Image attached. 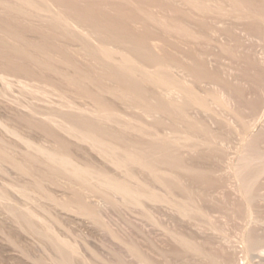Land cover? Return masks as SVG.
<instances>
[{"label": "rangeland", "instance_id": "rangeland-1", "mask_svg": "<svg viewBox=\"0 0 264 264\" xmlns=\"http://www.w3.org/2000/svg\"><path fill=\"white\" fill-rule=\"evenodd\" d=\"M242 1L0 0V191L6 194L3 202L12 209L0 205V264H47L48 253L54 252L57 246L43 235L48 228L49 234L54 232L76 245L79 254L75 262L78 264H146L138 259V253L155 264H237L238 247L218 241L216 234L202 225L207 220L226 232L230 239L262 236L260 250L247 255L246 261L247 264H264V173L251 190L257 219L249 223L247 201L237 192L233 176L215 170L226 155L235 158L240 146V116L244 115V106L249 102L258 109L264 108V0ZM98 45L111 48L113 57L123 53L129 55L133 59L131 68L117 63L118 59H109L112 56L106 58L99 54ZM259 52L263 53V60H260ZM154 73L168 84L158 83ZM16 75L33 83L31 88L37 89L38 96L33 89H21ZM1 77H7L12 83L4 84L6 88H3ZM170 86H180V96L168 98L163 95V90ZM258 86L261 91H256ZM248 89L251 91L249 96L246 95ZM42 97L53 102L42 101ZM63 100L69 104L74 102L71 104L74 107L93 106L94 110L103 113L107 110L106 114L111 113L113 120L105 121L92 113L66 109L64 105L59 108ZM80 100L86 103L81 104ZM52 105L57 107L54 109ZM110 106L112 108H108ZM31 108H37L33 109L37 114L31 112ZM74 112L76 116L73 117ZM43 113L60 114V118L65 116L73 123L76 121L78 128L97 130L98 138L105 136L104 142L121 144L124 149L126 146L125 151H132L141 158L143 155L145 163L155 162L151 171L142 164L144 162L134 161L136 167L123 158L129 163L128 171L143 177L141 179L149 183L152 190L162 194L171 192L168 198L176 203L183 202L189 208L198 207L202 212L196 210L195 216L194 212L190 217L182 216L165 201L143 200L144 204L140 206L121 203L120 195L97 192L95 187L55 167L53 171L45 168L39 158L24 153L25 143L4 129V124L9 129H17L24 138L34 140L32 142L38 141L37 144L50 149L68 148L82 163L105 169L118 178L125 175L124 167L119 169L111 161H105V157L87 143L69 139L50 124ZM121 116L129 117L124 121L147 125V131L151 128L148 135H143L142 130L140 134L138 130L117 124L116 119H123ZM77 121L85 127H80ZM262 124L261 140L259 138L257 142L264 150L261 145L262 141L264 144V120ZM153 130H164L166 136L162 133L158 137ZM174 135L184 138L177 142ZM123 151L112 158L116 161V156ZM16 159H23L22 162L30 166L27 173L21 175L23 172L17 170ZM155 175L168 176L170 180L155 179ZM19 186H24L33 200L23 198L16 190ZM45 189L50 193L49 198L43 196ZM75 189L84 198L87 195L85 203L93 213L91 216L61 207L62 198L71 197L76 193ZM29 209L35 216L28 213ZM13 215L20 220L19 225L14 222ZM169 231L184 235L194 245L178 242ZM192 246L197 249H191Z\"/></svg>", "mask_w": 264, "mask_h": 264}, {"label": "bare ground", "instance_id": "bare-ground-1", "mask_svg": "<svg viewBox=\"0 0 264 264\" xmlns=\"http://www.w3.org/2000/svg\"><path fill=\"white\" fill-rule=\"evenodd\" d=\"M242 1V0H241ZM243 2V1H242ZM32 3V2H31ZM248 3V2H247ZM249 4V3H248ZM31 5V4H30ZM50 5V4H49ZM251 5V4H250ZM263 5V4H262ZM245 7V6H244ZM249 7V6H248ZM54 8V7H53ZM53 11V10H52ZM55 11H57V10H55ZM253 11V10H252ZM51 12V11H50ZM59 12V11H58ZM248 12V11H247ZM246 12V13H247ZM261 12V11H260ZM57 14H59V13H57ZM251 14V13H250ZM262 15H264V14H262ZM56 16V15H55ZM62 17H63V15H61ZM254 16V15H253ZM58 17V16H57ZM65 19V17L64 18H62V21ZM246 19V18H245ZM249 19V18H248ZM261 19V18H260ZM263 19V18H262ZM264 20V19H263ZM70 21H71V19H70ZM65 22H66V24H67V20H65ZM64 23V22H63ZM70 25H73V26H75V24H72V23H70V22H68ZM78 23V22H77ZM76 23V25H78ZM66 24H64V25H66ZM81 24V23H80ZM72 26V27H73ZM81 26V25H80ZM262 26V25H261ZM71 27V26H70ZM76 27V26H75ZM78 27H79V25H78ZM80 29L82 28V27H79ZM75 29V28H74ZM83 29V28H82ZM245 29V28H244ZM80 31V30H79ZM78 31V32H79ZM81 31H83V30H81ZM87 31V30H86ZM263 31H264V29H263ZM249 32V31H248ZM79 33H81V34H83L84 32H79ZM89 33H87V35H88ZM250 34V33H249ZM89 35H91V34H89ZM248 35V34H247ZM261 36V35H260ZM252 37V36H251ZM249 39V38H248ZM247 42V41H246ZM106 45V44H105ZM251 45V44H250ZM109 46V45H108ZM111 47V46H110ZM122 48V47H121ZM98 50H99V54H101L102 56L104 55V56H106V58L107 57H109V56H112V49L111 48H109V47H106V46H104V45H98ZM117 52V51H116ZM116 54V53H115ZM255 54V53H254ZM117 55V54H116ZM259 57L261 58L260 60H263L262 58H263V53L262 52H259ZM113 57V56H112ZM109 59H113V60H115V59H118L116 62L117 63H121V64H123V65H127V66H129L130 67V63L132 62V64H133V59L132 58H130V56L129 55H127V54H121L120 55V57H113V58H109ZM42 64H44V63H42ZM156 64V63H155ZM157 64H160V61H159V63H157ZM163 64V63H162ZM155 66H157V65H155ZM164 66V65H163ZM131 68V67H130ZM153 68V67H152ZM151 68V69H152ZM160 68V67H159ZM151 69H149V71L151 70ZM154 72H155V70H154ZM146 73V72H145ZM133 74V73H132ZM149 74V73H148ZM155 74V79L157 80V82L158 83H160V84H162V85H167L168 83H167V81H165L164 79H162L161 77H159L158 76V73H154ZM8 75V74H7ZM133 76H136L135 74H133ZM157 76V77H156ZM16 77V79H17V82H19V83H21L22 84V86H21V89L23 88V90H24V88H30V89H33V88H31V85L33 84V83H31L30 84V81L28 80V79H20V77H17V75L15 76ZM24 77H26V76H24ZM27 78V77H26ZM31 79V78H30ZM259 79V78H258ZM14 80V79H13ZM32 81V80H31ZM129 81H130V79H129ZM1 82L3 83V88L5 87L4 86V84L5 85H10L11 83H12V81L10 80V79H8L7 77H1ZM41 82V81H40ZM14 83V82H13ZM34 83H35V81H34ZM48 83V82H47ZM50 83V82H49ZM48 83V84H49ZM45 84V83H44ZM2 85V84H1ZM46 85V84H45ZM11 86H13V85H11ZM20 86V85H19ZM42 86V85H41ZM40 86V87H41ZM51 86H53V85H51ZM50 86V87H51ZM55 86V85H54ZM169 86V85H168ZM2 87V86H1ZM43 87V86H42ZM41 87V88H42ZM56 87V86H55ZM60 87V86H59ZM179 87L180 86H178V88L176 87V86H170V87H167V88H165V90H163V95H165V96H167L168 98L170 97V96H172V97H178V95L181 93L180 92V89H179ZM6 88V87H5ZM46 88V87H45ZM52 88V87H51ZM57 88V87H56ZM40 89V88H39ZM44 89V88H43ZM54 89V88H53ZM164 89V88H163ZM183 89V88H182ZM181 89V90H182ZM3 90V89H2ZM34 91H37V89H33ZM32 90V91H33ZM47 90V89H46ZM48 90H50L49 88H48ZM47 90V91H48ZM57 90V89H56ZM61 90V89H60ZM27 91V90H26ZM72 91V90H71ZM99 91V90H98ZM219 91V90H218ZM256 91H261V87L260 86H258V88H257V90ZM255 91V92H256ZM4 91H2V93H3ZM53 92V91H52ZM60 92V91H59ZM65 92V91H64ZM63 92V93H64ZM49 93V92H48ZM63 93H61V94H63ZM35 94V93H34ZM40 94V93H39ZM54 94V93H53ZM53 94H51V95H53ZM57 95H58V93H56ZM55 94V95H56ZM75 94V93H74ZM251 94V91L248 89V91L246 92V95L247 96H249ZM37 96H38V91H37V94H36ZM41 95V94H40ZM44 95V94H43ZM218 95L219 96H223V93L221 92H218ZM7 96V95H6ZM5 96V97H6ZM35 96V95H34ZM50 96V95H49ZM62 96H64V94L62 95ZM88 96V95H87ZM180 96V95H179ZM213 96V95H212ZM216 96V95H215ZM8 97V96H7ZM39 97H41V96H39ZM39 97H38V99H39ZM3 98V97H2ZM56 98V97H55ZM91 98V97H90ZM180 98V97H179ZM202 98V97H201ZM42 99V101L43 100H48V97H42V98H40V100ZM57 99H58V97H57ZM56 99V100H57ZM66 99V98H65ZM197 99V98H196ZM34 100V99H33ZM39 100V101H40ZM55 100V99H54ZM71 100V99H70ZM73 100V99H72ZM135 100V99H134ZM35 101V100H34ZM37 101V100H36ZM49 102H53V100H48ZM59 101V100H58ZM64 101V100H63ZM63 101H61V106L62 107H59V108H64V107H66V109L68 108V109H74V110H80V113H84V112H86V113H92V114H95L94 116H96V118H100V119H105V121H108V120H113V118H111V117H113V115H111V113L110 114H106L107 113V108L105 109L106 110V113L104 112L103 113V111H99V110H94V107L93 106H84V107H74V106H71V104H73V103H71V104H69V103H65V101L63 102ZM68 101V100H67ZM76 101V100H75ZM197 101V100H196ZM12 102V101H11ZM48 102V103H49ZM57 102V101H56ZM77 102V101H76ZM97 103H99L98 101H96ZM194 102V101H193ZM199 102H201V100L199 101ZM47 103V102H46ZM45 103V104H46ZM58 103V102H57ZM80 103H81V100H80ZM82 103H86V102H82ZM81 103V104H82ZM202 103V102H201ZM36 104V103H35ZM55 104V103H54ZM60 104V103H59ZM77 104V103H76ZM94 104V103H93ZM92 104V105H93ZM96 104V103H95ZM101 104H102V102H101ZM197 104V103H196ZM254 104V103H253ZM32 105V104H31ZM63 105H64V107H63ZM80 104H79V102H78V106H79ZM85 105H87V104H85ZM90 105V104H89ZM98 105H100V104H98ZM98 105H96V106H98ZM103 105V104H102ZM106 105H108V104H106ZM21 106V105H20ZM23 106V105H22ZM35 106V105H34ZM53 106V108H54V105H52ZM95 106V105H94ZM95 106V107H96ZM57 107V106H56ZM55 107V108H56ZM49 108H51V107H49ZM54 108V109H55ZM59 108H57V109H59ZM103 107H101V109H102ZM108 108H112L111 106L110 107H108ZM151 108H152V106H151ZM243 108V107H242ZM23 109H24V107H23ZM32 109V108H31ZM34 109V108H33ZM33 109L31 110V112H33ZM35 109H37V108H35ZM34 109V110H35ZM56 109V110H57ZM117 109V108H116ZM51 110V109H50ZM50 110L48 111V112H50ZM55 110V111H56ZM64 110V109H63ZM62 110V111H63ZM104 110V109H103ZM62 111H61V113H62ZM68 111V110H67ZM111 111V110H110ZM113 111H115V110H113ZM244 112V115L241 117L240 116V120H241V123H240V127L239 128H241L242 130L240 131V133H241V135L239 136V139H238V141H239V144H240V146L237 148V150H236V152H235V158L234 159H231L230 158V156H227L226 155V159L224 160V162L222 161V164L217 168V169H215V170H217V171H222V172H224V173H226L227 175H230V177H232L233 178V181H235V184H236V186H237V192H239V193H241V195H242V197H243V200H244V198L246 199V203H247V208H248V213H246V214H249V216H250V218H251V220L249 221V223H252V222H254V221H256V219H257V215H255V211H254V206L252 205V195H251V190L253 189V186L255 185V183L258 181V179L262 176V174L264 173V150L262 149V147L260 146V143H258L257 142V140L260 138L259 136L261 135V129L263 128L262 127V123H263V120H264V108H260V109H258L257 108V105H256V107H254L252 104H250L249 102L244 106V110H243ZM36 112V111H35ZM35 112H33V113H35ZM51 112H53V111H51ZM70 112V111H69ZM76 112V111H75ZM75 112H74V114H75ZM116 112H117V110H116ZM116 112H114V113H116ZM41 113V112H40ZM55 113H57V112H55ZM59 113V112H58ZM64 113V112H63ZM72 113V112H71ZM71 113H70V115H71ZM77 113V112H76ZM79 113V114H80ZM108 113H109V111H108ZM242 113V112H241ZM240 113V114H241ZM31 114V113H30ZM36 114H37V112H36ZM35 114V115H36ZM44 114V113H43ZM42 114V116H44L45 115V117L44 118H48V122L50 123V124H52L53 126H55V127H58V129L57 130H59V132H62L66 137H68L69 139L71 138H74L76 141H80V142H84V143H87L88 145H89V147L91 148V149H94V150H96L95 152L96 153H98V154H100V155H102V157H105V161H106V159L107 160H109V161H111V163H113L112 165H114L115 164V166H117L119 169H121V167H124L125 169H124V173H125V175H120V178H118V176H116L115 174H109L108 173V171H106L105 169H97L96 167H93L92 165H89L88 163H82L80 160H78L77 158H76V156H74V153L72 152V151H70V149L68 150V148L66 149V148H63L64 150H58V149H53V147H52V149H50V148H47L45 145H42V144H37L38 143V141H37V143H36V141L35 142H32V141H34V140H32V141H30V140H28V139H26V138H24L23 136H21L20 135V133H19V131L16 129H9V128H7L6 126H5V124L3 125L4 126V129H6L7 131H9L10 133H12V134H14L16 137H18L19 138V141L21 140L22 141V144H23V142L25 143V145H26V147L24 148L25 149V151H24V153L26 154V155H29V157L30 156H32V157H34V158H39L40 159V161H41V163L43 164V165H46L45 166V168L47 167V168H51L52 169V171L54 170V167L55 168H57V169H59V170H61V172H63V173H67V174H69V175H71L72 177H74L75 179H77V180H80V181H82V182H84V183H86V184H89L91 187H95L96 189H97V192L98 191H103V192H105V193H107V195H120V197H121V200L123 201V202H121V203H132V204H136V205H143L144 203H143V200H149V201H161V203H162V201H165V202H167V203H169L171 206H173V207H175V210L177 211V213L178 214H180V215H182V216H188V217H190V216H192V213L194 212V211H196V210H198V212L200 211V212H202V210L200 209V208H198L197 207V209H195L194 208V206L192 207V208H189L188 206L186 207L184 204H183V202H180L179 203V201H178V203H176V201H173L172 200V198H168V195L171 193H169L168 191H165V193H158V192H156L154 189L152 190L149 186H148V184H146V182L143 180L144 178L143 177H141V178H143V179H141L140 177H139V174H135L132 170H129L128 171V169L126 168L127 167V165L129 164H127V161H129L130 163L132 162L133 163V165H135L134 164V161H138V163L140 162H144V160H142L143 159V155H142V158L140 157H138V155L136 154V153H134V152H132V151H125V149H127L126 148V146H125V149L122 147V146H120V145H117V144H113V143H111V142H104L102 139L105 137H103L102 139H100V138H98L99 136L97 135V133H96V131L94 130V129H89V128H87V129H85V128H82L81 126H83V125H81L80 126V124L79 123H81V121L80 122H78V124H79V126L81 127V128H78L77 126H76V124H75V119L76 118H74V123L73 122H71V121H69V120H67L66 119V117L64 116V117H62V118H60V114H57V115H52V113H45L44 115ZM73 114V113H72ZM157 114V113H156ZM32 115V114H31ZM62 116H63V114H61ZM66 115V114H65ZM116 115H117V113H116ZM39 116V115H38ZM41 116V115H40ZM74 116H76V114L75 115H73V117ZM83 116V115H82ZM124 116H125V114H124ZM21 117V116H20ZM73 117H71V118H73ZM87 117V116H86ZM114 117H115V114H114ZM122 117V116H121ZM235 117V116H234ZM233 117V118H234ZM237 118H238V116H236ZM70 118V117H69ZM89 118V117H88ZM87 118V119H88ZM92 118H93V116H92ZM95 118V119H96ZM123 118V117H122ZM125 118H129L128 116H126ZM125 118H123V119H121V120H118V119H116V122H117V124L119 123L120 125H122V127H124V128H126V129H129V130H138V133H140V134H142L141 132H144L143 133V135H148L147 133H148V131L151 129L150 127V129L147 131L146 130V126L145 125H141V124H133L132 123V120H131V122H128V120L126 119V121H124L125 120ZM85 119V118H84ZM87 119H85V120H87ZM134 119V118H133ZM235 119V118H234ZM77 120V119H76ZM79 120V119H78ZM94 120V119H93ZM130 120V119H129ZM101 121V120H100ZM104 121V122H105ZM85 122V121H84ZM90 122H91V120H90ZM98 122V121H97ZM231 122V121H230ZM86 123V122H85ZM84 123V124H85ZM87 123H89V122H87ZM96 123V122H95ZM103 123V122H102ZM146 123V122H145ZM261 123V124H260ZM1 124V123H0ZM47 124V123H46ZM90 124V123H89ZM93 124V123H92ZM105 123H103V125H104ZM108 124H109V122H108ZM107 124V125H108ZM115 124V123H114ZM8 125V124H7ZM95 125H98V124H95ZM11 125H9V127H10ZM50 126V125H49ZM90 128H93L92 127V125L90 124ZM101 126V125H100ZM114 126V125H113ZM154 126V125H153ZM1 127V126H0ZM14 127V126H13ZM21 127V126H20ZM83 127H85V126H83ZM86 127H89L88 125L86 126ZM95 127V126H94ZM103 127V126H102ZM101 127V128H102ZM105 127H106V125H105ZM117 127V126H116ZM120 127V126H119ZM262 127V128H261ZM10 128H12V127H10ZM22 128V127H21ZM104 128V127H103ZM109 128H110V126H109ZM153 128V127H152ZM154 128H156V127H154ZM53 129H55V128H53ZM96 129H97V127H96ZM99 129V128H98ZM112 129V128H111ZM123 129V128H122ZM104 130V129H103ZM114 130V129H113ZM116 130V129H115ZM114 130V131H115ZM140 130H142L141 132H139ZM101 131V130H100ZM154 131V135H156V136H158V135H161L162 133H163V135L164 136H166V134H164V130L162 131V132H159V131H155V130H153ZM165 131H166V129H165ZM167 131H170V130H167ZM172 131V130H171ZM5 132V131H4ZM21 132V131H20ZM23 132V131H22ZM58 132V131H57ZM102 132V131H101ZM101 132H99V133H101ZM116 132V131H115ZM130 132V131H129ZM134 132V131H133ZM175 131H173V133H174ZM180 132V131H179ZM103 133V132H102ZM117 133V132H116ZM135 133H137V132H134V134ZM172 133V134H173ZM103 134H105L106 135V133L104 132ZM103 134H102V136H103ZM115 134V133H114ZM139 134V135H140ZM239 134V133H238ZM100 135V134H99ZM112 135H113V133H112ZM116 135V134H115ZM115 135H113V137H116ZM121 135V134H120ZM136 135H138V134H136ZM176 135V134H175ZM172 136L174 139H175V141H179L181 138H184V137H181V136H179L178 137V135L177 136ZM61 136V135H60ZM101 136V137H102ZM171 136V135H170ZM214 137H215V134L213 135ZM212 136V137H213ZM15 137V138H16ZM26 137V136H25ZM62 137H64V136H62ZM108 137V136H107ZM106 137V138H107ZM141 137H143V136H141ZM148 137V136H147ZM154 137V136H153ZM152 137V138H153ZM159 137V136H158ZM172 137H170V138H172ZM188 137V136H187ZM209 137V136H208ZM221 137V136H220ZM14 138V137H13ZM30 138V137H29ZM60 138V137H59ZM65 138V137H64ZM112 138V137H111ZM155 138V137H154ZM157 138V137H156ZM163 138V137H162ZM217 138H219L218 136H217ZM73 139V140H74ZM114 139H116V138H114ZM120 139V138H119ZM159 139H161V138H159ZM164 139H166V138H164ZM202 139V138H201ZM213 139H215V138H213ZM213 139H211V140H213ZM18 140V139H17ZM68 140V139H67ZM74 140V141H75ZM122 140V139H121ZM120 140V141H121ZM154 140V139H153ZM171 140V139H170ZM194 140V139H193ZM192 140V141H193ZM206 140V139H205ZM218 140V139H217ZM220 140V139H219ZM259 140H261V138L259 139ZM5 141V140H4ZM47 141V140H46ZM70 141H72V140H70ZM106 141H108V140H106ZM111 141V140H110ZM117 141H119L118 140V138H117ZM124 141V140H123ZM126 141V140H125ZM124 141V142H125ZM151 141H152V139H151ZM155 141H156V139H155ZM157 141H158V139H157ZM161 141V140H160ZM164 141V140H163ZM167 141H168V139H167ZM216 141V140H215ZM79 142V143H80ZM113 142V141H112ZM116 142V141H115ZM159 142V141H158ZM166 142V141H165ZM176 142V143H177ZM207 142V141H206ZM213 142V141H212ZM41 143V142H40ZM77 143V142H76ZM126 143V142H125ZM161 143H162V141H161ZM167 144H169L168 142H166ZM171 143V142H170ZM180 143V142H179ZM178 143V144H179ZM186 143V142H185ZM203 143H205V142H203ZM46 144V143H45ZM52 144H54V143H52ZM86 144V145H87ZM122 144H124V143H122ZM126 144H128V143H126ZM206 144H208V143H206ZM219 144L220 145H223L221 142H219ZM218 144V145H219ZM57 145V144H56ZM78 145V144H77ZM125 145V144H124ZM172 145V144H171ZM177 145V144H176ZM186 145V144H185ZM193 145V144H192ZM195 145V144H194ZM200 145V144H199ZM202 145V144H201ZM261 145H264L263 144V141H262V144ZM164 146H166V145H164ZM163 146V147H164ZM174 146V145H173ZM183 146V145H182ZM189 146H190V143H189ZM203 146H204V144H203ZM203 146H200L201 148L203 147ZM206 146V145H205ZM204 146V147H205ZM15 147V146H14ZM48 147H50L49 145H48ZM84 147V146H83ZM88 147V148H89ZM139 148H140V146H138ZM151 147V146H150ZM168 147H169V145H168ZM199 147V146H198ZM210 147V146H209ZM211 147H212V145H211ZM218 147V146H217ZM230 147V146H229ZM87 148V149H88ZM89 148V149H90ZM130 148V147H129ZM143 148V147H142ZM180 148H181V146H180ZM180 148H178L177 147V149H180ZM183 148H184V146H183ZM186 148H188V147H186ZM194 148V147H193ZM214 148V147H213ZM228 148V147H227ZM21 149V148H20ZM62 149V148H61ZM85 149V148H84ZM161 149V148H160ZM166 149V148H165ZM168 149V148H167ZM169 149H170V147H169ZM173 149H175V148H173ZM189 149V148H188ZM217 149V148H216ZM219 149V148H218ZM23 150V149H22ZM120 150L121 151H123L122 153H120L118 156H116V161L112 158L114 155H117L118 154V152H120ZM135 150V149H134ZM137 150V149H136ZM135 150V151H136ZM141 150V149H140ZM162 150H164V149H162ZM192 150V149H191ZM215 150V149H214ZM213 150V151H214ZM221 150V149H220ZM223 150H225L224 148H223ZM9 151V150H8ZM74 151H76V150H74ZM82 151V150H81ZM85 151L86 150H84V154H85ZM89 151V150H88ZM87 151V152H88ZM93 151V150H92ZM154 151V150H153ZM157 151V150H156ZM184 151H186V150H184ZM216 151V150H215ZM226 151V150H225ZM77 152V151H76ZM91 152V151H90ZM140 152V151H139ZM151 152V151H150ZM11 153V152H10ZM21 153V151H19V154ZM93 153H94V151H93ZM96 153H95V156H96ZM144 153H145V151H144ZM160 153V152H159ZM173 153V152H172ZM174 153H175V151H174ZM216 153V152H215ZM226 153V152H225ZM14 154V153H13ZM88 154V153H87ZM90 154V153H89ZM150 154V153H149ZM158 153H156V155H157ZM164 154V153H163ZM232 154H233V152H232ZM11 155V154H10ZM83 155V154H82ZM166 155V154H165ZM165 155H163L162 157L164 158V156ZM169 155V154H168ZM234 155V154H233ZM12 156H14V157H16L15 155H12ZM18 156V155H17ZM19 156H22V154L21 155H19ZM86 156V155H85ZM92 156V155H91ZM95 156H93V157H95ZM145 156H148L147 154L145 155ZM84 157V156H83ZM101 157V158H102ZM115 157V156H114ZM127 158V161H125L123 158ZM158 157V156H157ZM162 157H160L161 159H162ZM234 157V156H233ZM82 158V157H81ZM147 158H150V157H147ZM19 159H21V157H19ZM151 159H154V157L153 158H151ZM158 159H159V157H158ZM165 159V158H164ZM163 159V160H164ZM96 160H97V158H96ZM147 160V159H146ZM216 160V159H215ZM22 161H23V159H22ZM21 160H18V159H16L15 160V164L17 165V170H19L22 174L21 175H23L24 173H27V171H28V168L30 167H28V165L27 164H25V162H22ZM36 161V160H35ZM104 161V160H103ZM155 161H156V159H155ZM217 161V160H216ZM13 162V161H12ZM84 162V161H83ZM108 162V161H107ZM220 162V161H219ZM92 163V162H91ZM148 162L146 161V163L144 162V163H142L144 166H146L148 169L149 168H151L150 170L152 171V166L154 165V163L153 164H147ZM108 164H109V162H108ZM182 164H184V163H182ZM181 164V165H182ZM15 165V166H16ZM37 165V164H36ZM111 165V164H110ZM142 165V166H143ZM159 165H161V164H159ZM185 165V164H184ZM217 165V164H216ZM215 165V167H217ZM34 166V165H33ZM131 166V165H130ZM129 166V167H130ZM136 166V165H135ZM139 166V165H138ZM141 166V165H140ZM175 166V165H174ZM32 167V166H31ZM112 167H114V166H112ZM137 167V166H136ZM146 167H144V168H146ZM163 167V166H162ZM186 167V166H185ZM117 168V169H118ZM143 168V167H142ZM146 168V169H147ZM160 168V170H161V167H159ZM184 168V167H183ZM187 169H188V167H186ZM191 168V167H190ZM189 168V169H190ZM194 168V167H193ZM204 168V167H203ZM16 169V168H15ZM33 169V168H32ZM157 169H158V167H157ZM192 169V168H191ZM154 170V169H153ZM156 170V169H155ZM159 170V169H158ZM164 170H165V168H164ZM184 170V169H183ZM149 171V170H148ZM147 171V172H148ZM216 171V172H217ZM249 171H253L251 174H249L248 172ZM216 172H214V173H216ZM17 173H19V172H17ZM29 173V172H28ZM116 173V172H115ZM137 173H138V171H137ZM146 173V172H145ZM151 173V172H150ZM149 173V174H150ZM140 174H141V172H140ZM143 174V173H142ZM169 174H171V173H169ZM223 174V173H222ZM29 175V174H28ZM66 175V174H65ZM167 175H168V173H167ZM225 175V174H224ZM162 176V175H161ZM157 177H159V176H157ZM156 177V175H155V179L157 178ZM165 177V176H164ZM215 177V176H214ZM159 178H162V177H159ZM172 178H174V177H172ZM229 178V177H228ZM262 178V177H261ZM73 179V178H72ZM154 179V180H155ZM163 179H165V180H170L169 179V177L168 176H166V178H162V180ZM175 179V178H174ZM229 179H231V178H229ZM158 180H160V179H158ZM164 180V181H165ZM168 180L166 181V182H168ZM176 180V179H175ZM25 181V180H24ZM73 181V180H72ZM229 182V181H228ZM231 182H232V180H231ZM5 183V182H4ZM180 183V182H179ZM230 183V182H229ZM74 184H75V182H74ZM161 184V183H160ZM163 184V183H162ZM161 184V185H162ZM234 183H232V185H235ZM165 185V184H164ZM168 184H166V186H167ZM226 185H228V183L226 184ZM25 186V185H24ZM24 186H19L18 187V189L16 188V190H17V192H19V194L20 195H22V196H24L23 198H25V199H27V200H29V199H32L31 198V196H30V194H28L27 192H28V190L24 187ZM168 186H170V185H168ZM227 187V186H226ZM229 187V186H228ZM75 188V187H74ZM232 188V187H231ZM88 189V188H87ZM169 189V188H168ZM172 189V188H171ZM204 189V188H203ZM236 189V188H235ZM190 190V189H189ZM205 190V189H204ZM74 191H76V193H78V191H77V189H75ZM85 192H87V191H85ZM160 192V191H159ZM163 192V191H162ZM74 194L73 193V195L71 196V197H63L62 198V203H60V205H61V207L63 208V209H66V210H69V211H73V212H77V213H79V214H86V215H89V216H91L90 214H93L92 212H90L89 210H88V205L85 203V198L87 197V195H85L86 197L84 198V195L82 194V193H78V194ZM169 193V194H168ZM190 193H191V191H190ZM222 193V192H221ZM5 194V193H4ZM4 194H2L1 193V191H0V205L1 206H5V207H7V210L8 209H11V207L10 208H8V206H6V204L3 202V200L2 199H4ZM101 194V193H100ZM189 194V193H188ZM192 194V193H191ZM191 194H190V196H191ZM223 194V193H222ZM236 194V193H235ZM6 195V194H5ZM95 195V194H94ZM8 196V195H7ZM44 197H50V193L45 189V194L43 195ZM97 196V195H96ZM187 196V195H186ZM193 196V195H192ZM191 196V197H192ZM240 196V195H239ZM264 196V195H263ZM9 197V196H8ZM43 197V198H44ZM254 197H256V196H254ZM10 198V197H9ZM8 198V199H9ZM37 198V197H36ZM109 198H110V196H109ZM186 198H188V197H186ZM185 198V199H186ZM241 198V197H240ZM258 198V197H257ZM260 198V197H259ZM7 199V198H6ZM7 199V200H8ZM113 199V198H112ZM33 200V199H32ZM117 200V199H116ZM188 200H189V198H188ZM262 200V199H261ZM264 200V199H263ZM114 201V200H113ZM189 201H191V200H189ZM188 201V202H189ZM245 201V200H244ZM260 201V200H259ZM97 202H99V200L97 201ZM120 202V201H119ZM16 203V202H15ZM182 203V204H181ZM197 203V202H196ZM195 203V204H196ZM17 204V203H16ZM41 204V203H40ZM90 204V203H89ZM189 204V203H188ZM8 205V204H7ZM190 205V204H189ZM192 205V204H191ZM0 206V207H1ZM3 206V207H4ZM19 206V205H18ZM91 206V205H90ZM90 206H89V208H90ZM196 206H197V204H196ZM195 206V207H196ZM199 206V205H198ZM14 207V206H13ZM142 207H145V206H142ZM201 207V206H200ZM2 208V207H1ZM21 208H22V206H21ZM12 210V209H11ZM10 210V211H11ZM21 210V209H20ZM91 210V209H90ZM22 211V210H21ZM94 211V210H93ZM204 211V210H203ZM219 211V210H218ZM14 212V211H13ZM20 212V211H19ZM25 212V211H24ZM197 212V213H198ZM7 213V212H6ZM21 213V212H20ZM28 213L30 214V215H32V216H35V214H34V211H31V209H29L28 210ZM195 213L196 212H194V216H195ZM11 214H12V211H11ZM14 214V213H13ZM199 214V213H198ZM26 215V214H25ZM28 215V214H27ZM29 215V216H30ZM95 215V214H94ZM93 215V216H94ZM148 215V214H147ZM199 215H201V214H199ZM193 216V217H194ZM248 216V217H249ZM13 217H15L14 215H13ZM17 217V216H16ZM15 217V219H14V222L16 223V224H18L19 225V221L17 220V218ZM149 217V216H148ZM150 217H151V215H150ZM149 217V218H150ZM153 217V216H152ZM246 217H247V215H246ZM91 218V217H90ZM92 219V218H91ZM93 219H94V217H93ZM243 219V218H242ZM205 220V219H204ZM258 222V221H257ZM212 222H210L209 220H207L206 222H203L202 223V225L203 226H205L207 229H209V230H211L213 233H215L216 234V237H217V239H218V241H220L221 243L223 242V243H225L226 245H236V247H238V258H237V264H247V261H246V259H247V255H249V254H251V253H253V252H255V251H259L260 250V242L262 241V239H263V237L262 236H254V237H252L251 235L249 236H247L246 235V237H244V239H240V240H238V239H230V237H228V235L226 234V232H224L221 228L219 229V228H217L216 226H214L213 224H211ZM213 223H214V221H213ZM247 223H248V220H247ZM262 223V222H261ZM248 225V224H247ZM246 225V226H247ZM16 226V225H15ZM22 226H24V225H22ZM249 228V227H248ZM248 228H247V230H248ZM49 231H51L49 228L46 230V232H44L43 233V235L45 236V237H49V238H51V240H53L54 242H56L57 243V246H56V249H55V251L54 252H51V253H48V263L47 264H78V263H76L75 262V257L76 256H78V254H79V252H78V249H77V247H76V245L75 244H72L70 241H67V240H65V239H62V238H60L58 235H56L54 232H53V235L52 234H49ZM245 232H247L246 231V229L244 230ZM169 233H170V235H171V237L172 238H174L175 240H177L178 242L179 241H181V242H184V244H191V243H193V242H191L189 239H187L184 235H182V234H177V233H174V232H171V231H169ZM9 235V234H8ZM8 240V239H7ZM193 245H194V243H193ZM190 248V247H189ZM197 249V247H195V246H192L191 247V249ZM160 252V251H159ZM169 252V251H168ZM166 253V252H165ZM218 253V252H217ZM138 259L141 261V262H143V263H146V264H155L156 262H152L150 259H148V258H146L143 254H139L138 253ZM252 256V255H251ZM242 260V261H241ZM87 262V261H86ZM85 264H90L89 262L88 263H85ZM249 264V263H248Z\"/></svg>", "mask_w": 264, "mask_h": 264}]
</instances>
